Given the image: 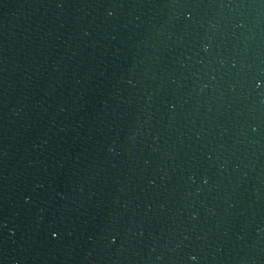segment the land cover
Listing matches in <instances>:
<instances>
[{
  "label": "water",
  "instance_id": "water-1",
  "mask_svg": "<svg viewBox=\"0 0 264 264\" xmlns=\"http://www.w3.org/2000/svg\"><path fill=\"white\" fill-rule=\"evenodd\" d=\"M0 264H264V0H0Z\"/></svg>",
  "mask_w": 264,
  "mask_h": 264
}]
</instances>
